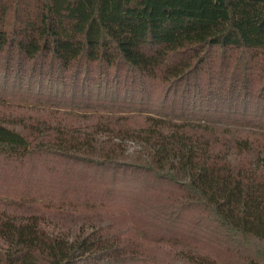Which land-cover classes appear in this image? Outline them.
Here are the masks:
<instances>
[{
    "label": "trees",
    "instance_id": "16d2710c",
    "mask_svg": "<svg viewBox=\"0 0 264 264\" xmlns=\"http://www.w3.org/2000/svg\"><path fill=\"white\" fill-rule=\"evenodd\" d=\"M0 264H264V0H0Z\"/></svg>",
    "mask_w": 264,
    "mask_h": 264
}]
</instances>
